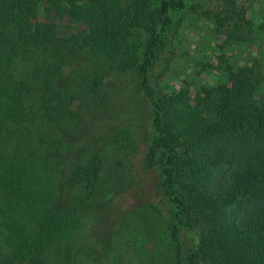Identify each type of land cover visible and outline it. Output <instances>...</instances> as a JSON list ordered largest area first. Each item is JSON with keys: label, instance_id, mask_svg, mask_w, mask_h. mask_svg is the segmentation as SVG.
Wrapping results in <instances>:
<instances>
[{"label": "trees", "instance_id": "trees-1", "mask_svg": "<svg viewBox=\"0 0 264 264\" xmlns=\"http://www.w3.org/2000/svg\"><path fill=\"white\" fill-rule=\"evenodd\" d=\"M190 17L224 40L210 46L215 63L193 65L201 81L164 92ZM253 19L235 0H0V264L80 249L102 160L63 172L54 132L81 120L85 93L97 100L112 73L135 79L149 105L144 160L169 211L175 264H264V78L226 56L264 38ZM63 47L84 55V93L63 82Z\"/></svg>", "mask_w": 264, "mask_h": 264}, {"label": "rangeland", "instance_id": "rangeland-1", "mask_svg": "<svg viewBox=\"0 0 264 264\" xmlns=\"http://www.w3.org/2000/svg\"><path fill=\"white\" fill-rule=\"evenodd\" d=\"M235 2L247 11V19L254 11V23L264 24V0ZM185 24L177 30L175 56L160 77L164 92L167 87L178 89L185 80L201 81L194 77L193 65L215 63L210 46L224 40L213 35L210 23L199 17H190ZM240 45L234 43L231 50L227 48L226 56L253 67L255 77L264 78V38ZM58 57L65 70L63 82L71 84L76 93H84L90 83L84 78L88 70L84 55L63 47ZM103 82L97 100L85 93L81 120L54 132L61 146L63 172L84 164L92 154H98L102 163L95 193L85 205L83 221L76 231L80 249L66 259L60 252L64 245L56 246L46 264H175L169 211L157 186V172L144 160L146 141L151 136L148 102L129 75L106 74ZM86 212L94 214L91 228Z\"/></svg>", "mask_w": 264, "mask_h": 264}]
</instances>
